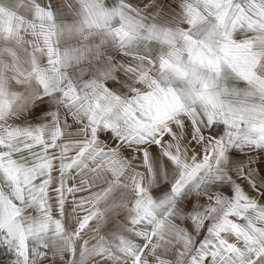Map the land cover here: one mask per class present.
<instances>
[{"label":"snow or ice","instance_id":"snow-or-ice-1","mask_svg":"<svg viewBox=\"0 0 264 264\" xmlns=\"http://www.w3.org/2000/svg\"><path fill=\"white\" fill-rule=\"evenodd\" d=\"M0 264H264V0H0Z\"/></svg>","mask_w":264,"mask_h":264}]
</instances>
